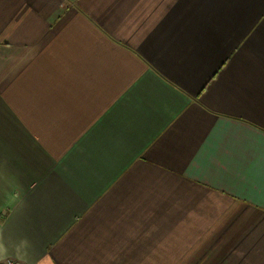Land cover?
<instances>
[{
    "label": "crops",
    "instance_id": "0c3cea01",
    "mask_svg": "<svg viewBox=\"0 0 264 264\" xmlns=\"http://www.w3.org/2000/svg\"><path fill=\"white\" fill-rule=\"evenodd\" d=\"M264 264V0H0V262Z\"/></svg>",
    "mask_w": 264,
    "mask_h": 264
},
{
    "label": "built area",
    "instance_id": "2783aa9c",
    "mask_svg": "<svg viewBox=\"0 0 264 264\" xmlns=\"http://www.w3.org/2000/svg\"><path fill=\"white\" fill-rule=\"evenodd\" d=\"M0 264H30V263L23 262V261L18 260L16 258L8 257V258H5L4 260H2L0 262Z\"/></svg>",
    "mask_w": 264,
    "mask_h": 264
}]
</instances>
